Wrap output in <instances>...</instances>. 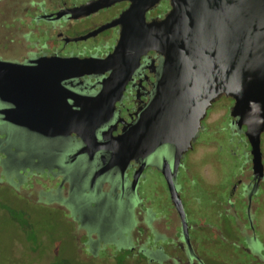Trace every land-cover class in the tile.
I'll return each mask as SVG.
<instances>
[{
	"label": "flooded vegetation",
	"instance_id": "flooded-vegetation-1",
	"mask_svg": "<svg viewBox=\"0 0 264 264\" xmlns=\"http://www.w3.org/2000/svg\"><path fill=\"white\" fill-rule=\"evenodd\" d=\"M88 1L0 0V204L15 214L11 197L23 201L21 208L29 213L60 214L56 220L68 240L60 242L61 256L54 263L216 264L223 258L227 264H264L258 233L264 175L255 173L246 126L232 115L233 98L213 103L193 147L178 161L175 145L167 143L125 166L110 164L112 150L103 146L136 123L154 98L162 55L150 52L142 58L113 115L96 129V144L74 132L45 133L15 120L48 113L58 102L78 109L75 100L102 90L110 72L58 81L50 66L40 63L52 57H104L113 50L119 26L80 37L118 17L130 2L75 17L71 9ZM159 7L152 11L157 17L170 9ZM263 146L264 134V164ZM204 161L216 172L212 181L203 179ZM166 172L182 198L186 226ZM225 242L233 249L220 253ZM233 251L240 256L228 257Z\"/></svg>",
	"mask_w": 264,
	"mask_h": 264
},
{
	"label": "water",
	"instance_id": "water-1",
	"mask_svg": "<svg viewBox=\"0 0 264 264\" xmlns=\"http://www.w3.org/2000/svg\"><path fill=\"white\" fill-rule=\"evenodd\" d=\"M121 1L90 0L71 12L75 17L90 15ZM128 1L118 17L80 37L119 26L117 43L106 56L40 60L58 81L110 72L102 90L75 100L78 109L58 102L48 113L15 120L45 133L74 132L96 144V129L113 115L142 58L156 52L164 62L155 96L136 123L104 144L112 150L110 164L125 166L167 143L175 145L178 161L193 147L208 109L225 96L235 100L232 115L239 126H246L255 173L263 176L264 0H169L170 9L161 17L149 13L163 0ZM166 175L186 226L182 198L172 174Z\"/></svg>",
	"mask_w": 264,
	"mask_h": 264
},
{
	"label": "rangeland",
	"instance_id": "rangeland-1",
	"mask_svg": "<svg viewBox=\"0 0 264 264\" xmlns=\"http://www.w3.org/2000/svg\"><path fill=\"white\" fill-rule=\"evenodd\" d=\"M160 7L157 11H160ZM151 12L149 16L156 15L155 12ZM95 23V21H92L86 24V26L89 27ZM212 117H216V121H219L220 114L217 115V113H215ZM202 176L204 181H212L216 177V172L207 168L205 166V161L202 167ZM200 192L202 193L203 191L201 190ZM0 197H4L2 191H0ZM7 199L15 214L7 211L4 206L0 204V264H72L64 261L62 263H54V260L61 256L58 251L60 242L63 241L64 238L68 240L67 233L59 229V222L56 220V218H60V214H47L45 211H31L29 213V211L21 208L23 206V201L11 197ZM205 211L206 209L203 210V212ZM261 220V232L259 231L258 233H261V237L264 240V216ZM17 221L19 225L15 223ZM30 225L33 226L34 229ZM40 234H44V236ZM40 241H42V243H40ZM227 243L225 242V244L219 247L220 253H229L228 250L233 249L232 246ZM42 245L44 246L41 247ZM233 254L235 256L239 255L233 251L228 257H231ZM64 256H66V253ZM75 260L77 261L79 258L75 256ZM118 260L120 261L119 258ZM222 260L219 259V262L217 261L216 264H227L223 263ZM79 261L84 262L81 258ZM225 261L227 260L225 259ZM101 262H103V260H101ZM101 262L97 264H101ZM103 264L109 263L105 262Z\"/></svg>",
	"mask_w": 264,
	"mask_h": 264
},
{
	"label": "trees",
	"instance_id": "trees-1",
	"mask_svg": "<svg viewBox=\"0 0 264 264\" xmlns=\"http://www.w3.org/2000/svg\"><path fill=\"white\" fill-rule=\"evenodd\" d=\"M160 8H161V11H165V10H168L170 8V4L168 2V0H164L163 2H161L160 4Z\"/></svg>",
	"mask_w": 264,
	"mask_h": 264
}]
</instances>
